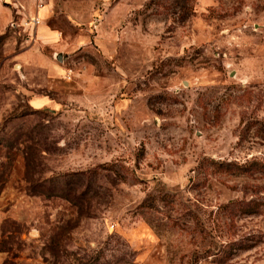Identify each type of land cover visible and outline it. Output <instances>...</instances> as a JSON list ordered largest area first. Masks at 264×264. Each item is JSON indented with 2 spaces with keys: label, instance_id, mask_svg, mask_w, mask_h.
<instances>
[{
  "label": "rangeland",
  "instance_id": "1",
  "mask_svg": "<svg viewBox=\"0 0 264 264\" xmlns=\"http://www.w3.org/2000/svg\"><path fill=\"white\" fill-rule=\"evenodd\" d=\"M0 254L264 264V0H0Z\"/></svg>",
  "mask_w": 264,
  "mask_h": 264
},
{
  "label": "crops",
  "instance_id": "2",
  "mask_svg": "<svg viewBox=\"0 0 264 264\" xmlns=\"http://www.w3.org/2000/svg\"><path fill=\"white\" fill-rule=\"evenodd\" d=\"M49 39L50 40H53L54 39V36L53 35H50L49 36ZM59 71L58 72H63L60 68L58 69ZM41 101L43 102V103H45V99L43 100V99H34L32 102H33V106L34 105H38V103H41ZM4 259H3V257H2V255L0 254V264H4Z\"/></svg>",
  "mask_w": 264,
  "mask_h": 264
},
{
  "label": "built area",
  "instance_id": "3",
  "mask_svg": "<svg viewBox=\"0 0 264 264\" xmlns=\"http://www.w3.org/2000/svg\"><path fill=\"white\" fill-rule=\"evenodd\" d=\"M40 4H42L44 2V0H37ZM32 24L33 26L38 25L39 24V20L37 18H33V20L29 23ZM11 27H14V23L10 24Z\"/></svg>",
  "mask_w": 264,
  "mask_h": 264
},
{
  "label": "water",
  "instance_id": "4",
  "mask_svg": "<svg viewBox=\"0 0 264 264\" xmlns=\"http://www.w3.org/2000/svg\"><path fill=\"white\" fill-rule=\"evenodd\" d=\"M60 60V58H58Z\"/></svg>",
  "mask_w": 264,
  "mask_h": 264
}]
</instances>
